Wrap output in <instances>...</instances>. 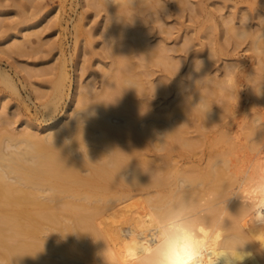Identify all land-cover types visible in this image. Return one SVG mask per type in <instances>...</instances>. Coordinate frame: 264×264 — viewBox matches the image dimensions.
Here are the masks:
<instances>
[{"label":"bare ground","instance_id":"6f19581e","mask_svg":"<svg viewBox=\"0 0 264 264\" xmlns=\"http://www.w3.org/2000/svg\"><path fill=\"white\" fill-rule=\"evenodd\" d=\"M93 1L91 5L97 2ZM98 1H103V6L104 2L106 6L123 1L129 3L128 0ZM130 2L140 3L145 8L143 12L151 9L152 0ZM111 14L110 18L115 22H111L105 35L111 42L122 41L127 36L132 38V46L136 44L140 50L139 64L129 61L128 47L126 50L111 47L109 55L115 60L119 74L113 76L115 73L112 74L110 70L104 72L108 83L99 101L87 103L84 95L92 92L94 86L81 85L77 103L84 106L74 110L69 121L50 127L45 135L24 131L18 136L3 127L6 132L0 134V264H105L103 253L106 247L109 260L115 256L119 258V264H127L122 234H127L133 226L149 219L146 207L142 210L137 207V201L130 203L137 197L136 193L144 195L147 201L144 204L148 207L150 200L169 192L177 174H184L196 181L188 196L195 201L212 204L225 188L239 178L264 174V112H258L248 133L249 153L255 154L248 160L251 155L247 153L248 162L243 158L241 162H237L236 157L235 160L232 158L237 155L236 146L229 142V134L221 132L214 146H228L227 152L218 151L208 161L206 168L199 167L198 170L196 167L197 171L191 170L193 166L186 168L188 172L176 168L171 162L174 155L179 152L192 154L196 148L195 143L189 142L188 133L186 136V127L190 125L189 113L198 112V124L203 117V122L206 118L218 121L226 116L230 104L238 101V97L219 86L224 79L209 77L207 81L212 82L222 95L218 110L212 109V106L210 108L208 97L198 93L185 98L182 104L169 111V116L154 117L147 106L143 107L146 103L135 101V94L143 92L146 87L143 80L137 79L134 70L135 67L147 68L155 58H159L158 63L168 65L169 60L164 62L168 54L165 55L163 47L151 48L140 27L134 28L142 20L140 15L132 14L127 21L125 13L111 11ZM240 33L236 36L240 37ZM249 35L252 34L247 31V37ZM20 47L16 46L17 49ZM253 48L256 52L257 48L264 49V33L253 40ZM259 55L264 65V54ZM208 65L202 63L199 71L193 66L187 87L196 88V91L199 89L197 82L209 76ZM171 67L173 65L170 69H176ZM233 67L239 66L232 65L228 69ZM122 68L131 71L123 72ZM261 70L258 76L255 74L252 78L258 85L254 87L251 97L254 102L264 104V71ZM57 72L56 80L50 83L52 93L44 104L46 114H55L53 112L63 101L69 84L65 64ZM111 74L112 84L109 82ZM0 79L7 87L15 89L13 80L6 72L0 71ZM160 87L153 90L157 93ZM4 123L6 126V121ZM195 128L204 133L200 126L195 125ZM158 130L162 131L161 134ZM7 141L11 146H24V151L16 152L17 147L13 150L15 152L5 154L3 146ZM121 143L128 145L121 146ZM152 143L159 152L166 150L165 156L157 154L154 160L149 159L146 152ZM222 159L230 161L229 168L217 167ZM157 160L162 164L164 162L166 167L158 164ZM155 171H163L162 178H154L152 182L151 173ZM190 171L193 175L188 174ZM241 206L239 197L229 199L226 204L233 216L239 215ZM219 211L229 215L223 209ZM233 223L237 229L243 230L248 224V217L233 218ZM124 225H129L127 232ZM230 226L231 222L226 221L225 227ZM260 230L259 224H253L244 231L245 234L255 235ZM255 239L264 246V237ZM259 241L252 240L246 244L244 251L251 253V256L243 264H264V247Z\"/></svg>","mask_w":264,"mask_h":264},{"label":"rangeland","instance_id":"374dc122","mask_svg":"<svg viewBox=\"0 0 264 264\" xmlns=\"http://www.w3.org/2000/svg\"><path fill=\"white\" fill-rule=\"evenodd\" d=\"M96 1L97 5H91L93 0H0V71L6 72L15 84L13 90L0 79V134L10 129L18 136L24 131L45 135L56 123L69 121L72 112L84 106L77 103L81 85L94 86L92 92H83L87 103L99 101L108 83L104 72L110 70L115 73L113 76L119 74L115 60L109 55L111 47L129 48V61L139 64L140 50L136 44L132 46V38L127 36L122 41L111 42L105 35L111 22H115L110 18L113 11L125 13L127 21L132 14L140 15L142 20L134 28L140 27L151 48L163 47L165 55L168 54L169 58L164 61L169 60L168 65L158 63L159 58H155L156 64L155 61L154 64L149 63L147 68L134 66L137 79L143 80L146 87L143 92L135 94V101L146 103H142L143 107L147 106L154 117L169 116V111L182 104L185 98L198 93L208 97L212 109L218 110L222 95L212 82L197 86V91L187 87L196 61L208 63V75L218 80L225 78L228 67L245 66L241 67L245 74L239 69L241 72L237 76L238 91H232L238 101L230 104L223 119L214 121L206 118L203 122V117L199 125L198 112L189 113L190 125L186 127V136L188 133L189 142L195 143L196 148L192 154L176 153L171 161L176 168L186 170L193 166L191 170L197 171L206 168L218 151L227 152L228 146H214L221 132L229 134V142L236 146L238 156H232L234 160L235 157L237 162L251 160L255 154L249 153L248 133L258 112H264V104L254 102L251 97L258 85L252 78L258 76L261 69L264 71L260 55L253 48V40L264 33V0H152L151 9L146 12L140 3L133 4L130 0L129 3L123 1L107 6L105 2L104 6L101 5V0L100 3ZM241 28L252 35L246 39L236 36ZM17 45L21 47L17 49ZM62 64H65L70 78L65 97L53 112L55 114H46L44 104L52 93L50 83L56 80ZM169 65L176 69H170ZM157 86H161V90L156 93L153 88ZM194 124L200 126L204 133L197 131ZM7 143L4 142L6 146H3L5 154L25 149L24 146H11L9 143L8 146ZM146 153L149 159L154 160L157 154L165 156L167 151L159 152L152 143ZM247 153L251 155L248 160ZM157 162L161 166L164 164ZM163 166L166 167L165 164ZM136 195L130 203L137 201L139 209H148L144 195ZM123 227L126 232L129 230V225Z\"/></svg>","mask_w":264,"mask_h":264},{"label":"clouds","instance_id":"9594fccd","mask_svg":"<svg viewBox=\"0 0 264 264\" xmlns=\"http://www.w3.org/2000/svg\"><path fill=\"white\" fill-rule=\"evenodd\" d=\"M240 38L246 39L247 31L242 29ZM257 52L264 54V49L257 48ZM201 68L202 61H196L195 70ZM239 73L238 67L229 68L219 86L225 91L237 92ZM209 77L199 80L197 86L206 83ZM229 166L228 159H222L217 165L224 169ZM162 172H152V182L154 178H162ZM195 184L193 178L177 174L167 194L158 195L148 202V221L140 222L127 234H122L127 264H243L251 256L244 251L246 244L252 240L259 241L256 237H264V174L239 178L212 204H204L188 196ZM233 197H239L242 205L236 216L231 215L226 207L227 201ZM220 209L229 215H224ZM245 215L248 217L246 228L253 224L261 226L257 234H245L246 228L239 230L234 225L233 218ZM226 221L231 222L230 227H225ZM103 255L105 264H119V258L115 256L109 260L107 247Z\"/></svg>","mask_w":264,"mask_h":264}]
</instances>
